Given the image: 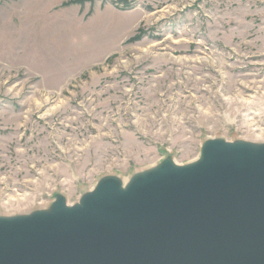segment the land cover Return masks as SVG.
<instances>
[{
  "label": "rangeland",
  "instance_id": "1",
  "mask_svg": "<svg viewBox=\"0 0 264 264\" xmlns=\"http://www.w3.org/2000/svg\"><path fill=\"white\" fill-rule=\"evenodd\" d=\"M260 135L264 0H0V217Z\"/></svg>",
  "mask_w": 264,
  "mask_h": 264
},
{
  "label": "water",
  "instance_id": "2",
  "mask_svg": "<svg viewBox=\"0 0 264 264\" xmlns=\"http://www.w3.org/2000/svg\"><path fill=\"white\" fill-rule=\"evenodd\" d=\"M0 264H264V144L211 140L125 189L107 177L77 205L0 217Z\"/></svg>",
  "mask_w": 264,
  "mask_h": 264
},
{
  "label": "bare ground",
  "instance_id": "3",
  "mask_svg": "<svg viewBox=\"0 0 264 264\" xmlns=\"http://www.w3.org/2000/svg\"><path fill=\"white\" fill-rule=\"evenodd\" d=\"M247 140L253 142L254 144H260V143L264 142V135H260V136H258L256 140H252V139H247ZM200 157H201V156H200ZM199 159H200V158H199ZM199 159H198V160H199ZM198 160H197V161H198ZM145 172H146V171H145ZM142 173H144V172H141V173H138V174H142ZM138 174H136V175H138ZM130 181H131V180H130ZM130 181L127 182L126 184H124L123 181H122V186H123L124 189L128 186V184L130 183ZM50 208H51V207H50ZM50 208H49V209H50ZM49 209H47V210H49ZM47 210H46V211H47Z\"/></svg>",
  "mask_w": 264,
  "mask_h": 264
}]
</instances>
